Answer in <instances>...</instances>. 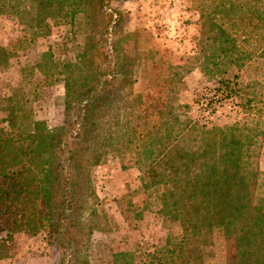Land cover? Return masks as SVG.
Returning <instances> with one entry per match:
<instances>
[{"label": "trees", "instance_id": "obj_1", "mask_svg": "<svg viewBox=\"0 0 264 264\" xmlns=\"http://www.w3.org/2000/svg\"><path fill=\"white\" fill-rule=\"evenodd\" d=\"M128 1L0 0V15L14 16L28 32L20 47L49 36L52 24L69 25L83 38L73 61L58 63L45 54L37 64L46 82L56 76L63 84L62 125L50 129L36 121L20 91L5 100L10 133L0 136V218L8 217L11 234L47 230L68 264H89L84 255L98 230L96 210L75 218L74 201L93 195L94 167L110 153L130 149L144 164L142 188L155 194L164 220L180 229L138 264H203L202 248L213 244L215 232L233 242L235 264H264V184L251 149L254 130L181 122L165 97L176 67L165 69L157 83L164 97L135 90L139 33L124 28L118 7ZM193 2L198 21L189 62L204 75H220L217 101L237 99L233 79L244 66L264 60V0ZM9 51L0 47V67ZM158 54H148L152 70L164 62ZM248 111L262 122L260 109ZM134 262V254L118 253L110 264Z\"/></svg>", "mask_w": 264, "mask_h": 264}, {"label": "rangeland", "instance_id": "obj_2", "mask_svg": "<svg viewBox=\"0 0 264 264\" xmlns=\"http://www.w3.org/2000/svg\"><path fill=\"white\" fill-rule=\"evenodd\" d=\"M118 7L124 12V28L139 33L136 48L141 58L135 75V90L152 89L156 97H164L157 83L162 84V73L169 66L168 73L172 67L178 68V75L165 97L177 107L179 120L185 122L189 118L198 128L223 130L230 125H245L247 131L253 129L250 132L256 143L251 149L256 153L255 162L260 166L263 185L264 60L244 66L236 79L232 77L239 89L237 99L217 101L214 94L220 75H204L188 59L192 55L190 37L195 34L198 21L193 0H129ZM51 27L49 36L27 41L20 47L28 32L14 16L0 15V47L10 50L7 65L0 67V136L10 133L4 108L6 98L15 90L24 95L27 108L31 109L36 121L45 122L50 129L64 122L63 84L56 76L52 77L54 82H46L37 64L45 54L58 63L73 61L83 38L69 25L52 24ZM156 52L164 62H159L157 70H152L148 54ZM228 71L233 72V76L236 74L233 69ZM170 87H176L173 93ZM245 100L250 101L252 108H248ZM252 109L261 110L259 113L263 116L258 119L261 123L255 122L256 115H250L255 112L248 111ZM139 163L140 159L130 149L124 153H110L103 164L91 170L93 195L74 201L75 218H86L91 210H96L94 219L98 230L94 231L84 255L89 264H110L113 254L118 253L134 254V264H138L142 254L166 244L169 232L180 234L176 224L164 220L158 212L155 194L142 188L139 178L144 164L142 167ZM138 214L141 219L136 217ZM0 219V264H68L47 230L37 234H11L8 217ZM233 247V242L215 232L213 244L202 248L203 264H235Z\"/></svg>", "mask_w": 264, "mask_h": 264}]
</instances>
